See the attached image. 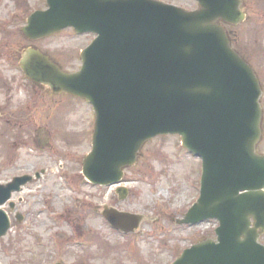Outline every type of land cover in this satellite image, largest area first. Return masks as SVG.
<instances>
[{
	"label": "water",
	"instance_id": "95a60500",
	"mask_svg": "<svg viewBox=\"0 0 264 264\" xmlns=\"http://www.w3.org/2000/svg\"><path fill=\"white\" fill-rule=\"evenodd\" d=\"M182 8L157 0H46L22 35L38 41L71 28L94 34L79 54L81 66L64 72L39 50L21 51L24 77L52 94L87 101L93 109L91 150L81 174L99 187L119 185L143 145L177 135L201 158L199 198L179 225L215 220V240L186 249L172 264H264V155L261 87L251 66L230 46L223 24L244 21L240 0H194ZM38 176V174L36 175ZM32 180L0 185V207ZM120 200L127 190L119 187ZM101 216L124 234L139 215L104 208ZM21 217H18L20 220ZM10 228L0 209V238Z\"/></svg>",
	"mask_w": 264,
	"mask_h": 264
},
{
	"label": "rangeland",
	"instance_id": "374dc122",
	"mask_svg": "<svg viewBox=\"0 0 264 264\" xmlns=\"http://www.w3.org/2000/svg\"><path fill=\"white\" fill-rule=\"evenodd\" d=\"M14 1L0 0V184L24 175L33 180L12 195L13 211L7 204L1 207L10 216L11 228L0 239V264H172L183 249L215 238L214 220L191 228L175 225L197 200L201 174L200 159L182 148L178 136H159L143 146L136 164L123 172L127 196L122 201L116 186L84 182L81 162L91 149L92 107L32 85L17 59L22 50L34 47L73 73L93 36L69 29L30 43L20 33L24 12L44 9L45 0H24L23 9ZM158 1L189 11L197 8L192 0ZM241 3L245 21L226 26V31L261 87L256 151L264 154V0ZM105 207L142 220L124 235L101 217ZM15 215H22V221ZM259 242L264 245V235Z\"/></svg>",
	"mask_w": 264,
	"mask_h": 264
},
{
	"label": "flooded vegetation",
	"instance_id": "af4514ba",
	"mask_svg": "<svg viewBox=\"0 0 264 264\" xmlns=\"http://www.w3.org/2000/svg\"><path fill=\"white\" fill-rule=\"evenodd\" d=\"M22 4H24V0H16V1H14V5H15V7H17V8H24L23 7V5ZM25 6V5H24ZM46 9V7L44 8V9H38V10H36V11H43V10H45ZM33 12H35V11H33ZM32 12V13H33ZM32 13H29V14H25V12H24V23H26V20H27V18L32 14ZM5 22V21H4ZM1 23V22H0ZM93 36V38H94V35H92ZM12 180V179H11ZM8 182H10V181H7V182H5L4 184H7ZM13 202V201H12ZM14 203V202H13ZM20 203V202H19ZM15 206H16V203H14V205H8L7 204V207H8V211L10 212V211H13L14 209H15ZM13 213V212H12ZM19 215H15V220L18 222V220H17V217H18ZM22 216V215H21ZM23 217V216H22ZM205 239H208V238H205ZM202 240H204V239H201L200 241H202ZM197 242H199V241H197ZM186 249V248H185ZM185 249H183L182 251H181V253L185 250ZM180 253V254H181ZM179 254V255H180ZM176 258H178V254L176 255ZM138 261L140 262V258L138 259Z\"/></svg>",
	"mask_w": 264,
	"mask_h": 264
}]
</instances>
